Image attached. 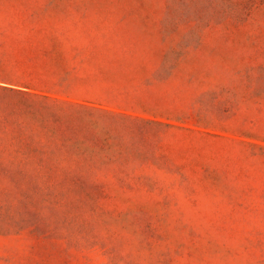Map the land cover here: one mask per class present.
I'll list each match as a JSON object with an SVG mask.
<instances>
[{
    "label": "rangeland",
    "instance_id": "rangeland-1",
    "mask_svg": "<svg viewBox=\"0 0 264 264\" xmlns=\"http://www.w3.org/2000/svg\"><path fill=\"white\" fill-rule=\"evenodd\" d=\"M0 264H264V0H0Z\"/></svg>",
    "mask_w": 264,
    "mask_h": 264
},
{
    "label": "trees",
    "instance_id": "trees-1",
    "mask_svg": "<svg viewBox=\"0 0 264 264\" xmlns=\"http://www.w3.org/2000/svg\"><path fill=\"white\" fill-rule=\"evenodd\" d=\"M29 75L30 74L24 70H18L14 67L7 68L0 65V78L26 82L28 80Z\"/></svg>",
    "mask_w": 264,
    "mask_h": 264
}]
</instances>
